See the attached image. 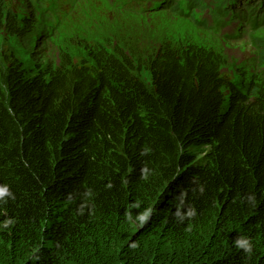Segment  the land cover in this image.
Returning a JSON list of instances; mask_svg holds the SVG:
<instances>
[{"label":"trees","instance_id":"1","mask_svg":"<svg viewBox=\"0 0 264 264\" xmlns=\"http://www.w3.org/2000/svg\"><path fill=\"white\" fill-rule=\"evenodd\" d=\"M85 38L79 63L0 65V264H264V77Z\"/></svg>","mask_w":264,"mask_h":264},{"label":"rangeland","instance_id":"2","mask_svg":"<svg viewBox=\"0 0 264 264\" xmlns=\"http://www.w3.org/2000/svg\"><path fill=\"white\" fill-rule=\"evenodd\" d=\"M202 1V8L192 5L189 12H179V8L140 12L123 11L114 0H0V65L7 64L13 56L30 66H59L63 53L68 51L79 63L89 54L84 49L85 37L102 49L112 50L120 42L117 47L121 50L127 46L126 49L136 51H158L163 48L161 43L189 39L220 53L225 76L235 83L263 78L264 26L249 35L219 34L209 23L213 0ZM217 1L223 7L231 2L245 10L242 4L246 0ZM8 14L15 18L30 15L34 19L31 33L21 38L12 34L7 26ZM225 30H232V26ZM142 67L139 64V69ZM140 75L151 83L149 74L142 71Z\"/></svg>","mask_w":264,"mask_h":264},{"label":"clouds","instance_id":"3","mask_svg":"<svg viewBox=\"0 0 264 264\" xmlns=\"http://www.w3.org/2000/svg\"><path fill=\"white\" fill-rule=\"evenodd\" d=\"M254 2H255V0L252 1V3H254ZM246 4H247V0H246ZM258 5H259V4H258ZM258 5H257V7H255V8L253 9L254 12L257 11V10H259V9L261 8L260 6L258 7ZM261 9H262V8H261ZM259 13H260V14H264L263 9L260 10ZM257 16H259V15H257ZM257 16H256V17H257ZM253 22H254V21H253ZM7 191H8L7 187L0 188V195H4V194H6ZM146 217H147V213H144V214H141V215L139 216V219L143 221L144 219H146ZM129 219H131V216H129ZM236 243H237L238 246H245V244H246L247 242H246V241H242V240H237ZM246 250L250 252V251H251V246L248 245V247L246 248Z\"/></svg>","mask_w":264,"mask_h":264},{"label":"bare ground","instance_id":"4","mask_svg":"<svg viewBox=\"0 0 264 264\" xmlns=\"http://www.w3.org/2000/svg\"><path fill=\"white\" fill-rule=\"evenodd\" d=\"M259 22H264V14H261V15L257 16V18H255V21L253 22L252 25H255V24L259 23Z\"/></svg>","mask_w":264,"mask_h":264}]
</instances>
